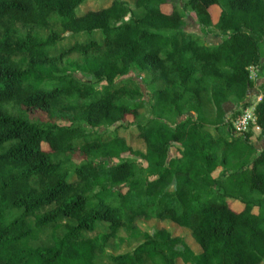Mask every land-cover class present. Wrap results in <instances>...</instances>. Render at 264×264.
<instances>
[{"label":"trees","instance_id":"16d2710c","mask_svg":"<svg viewBox=\"0 0 264 264\" xmlns=\"http://www.w3.org/2000/svg\"><path fill=\"white\" fill-rule=\"evenodd\" d=\"M85 1L0 0V264H264V0Z\"/></svg>","mask_w":264,"mask_h":264},{"label":"rangeland","instance_id":"374dc122","mask_svg":"<svg viewBox=\"0 0 264 264\" xmlns=\"http://www.w3.org/2000/svg\"><path fill=\"white\" fill-rule=\"evenodd\" d=\"M111 1L112 0H87L77 8V13H83V12H86L88 10H98L100 8L108 6ZM120 1L127 3V5L132 7V8L134 7V0H120ZM184 2H185V0H170V2L164 7V10H165V12L169 13L174 9V7L181 8L183 6ZM217 12H218V9L217 10L213 9V14H216ZM185 22H186L185 31H187L189 33H196L205 42L211 43V41H212L214 43H217L218 41H220L219 38H216V37L213 38L214 36L204 35L201 31L200 26L194 20V18L192 17L190 12H186ZM68 42H69V40L65 39L64 44H67ZM251 71H252V73H251L252 78H255V80L258 79L259 77L256 75L257 73L255 74L253 68H251ZM130 75L132 77H134L142 85V79H140V78L138 79L134 73H131ZM76 77L82 78L78 72L76 73ZM143 91H144L146 96L149 95L148 90L143 89ZM257 95H258L257 90L251 91V94H249L248 101H251V105H254L258 102V98L260 96L257 97ZM225 106H226V108H231V112H233V113H237L240 110V108L239 109L236 108V106L233 105L232 103H229L228 105L226 104ZM149 110H150V108L148 105L147 107H145L141 111L143 116H144L143 121L147 120L149 117H151ZM87 130H90V128L87 127ZM115 130L119 131V133L124 138H126L128 143L133 148L140 150L144 147V143L137 136L138 135L137 124L131 117L128 119V122L126 124H117L115 126H110L108 128L103 129L104 132H113ZM252 132H254V131H252ZM260 132L261 131H255V134L256 133L260 134ZM256 142H257L256 145L258 147L262 146V144L260 143L261 142L260 138L256 137ZM125 157H129V156L126 155ZM230 205L237 211H241L244 207V205L239 200H235V199L230 201ZM254 213L255 214L260 213L264 217V204L261 206H255ZM156 221L157 222L159 221V224L163 223L164 226L167 224V222H169V221L161 222L160 220H156ZM139 226H140V228H142L143 230H147L148 232H153L156 230V227L154 225H152V222H149V221H142V222H140ZM122 235L125 236V233ZM136 246H137V244L130 246L127 243H125L124 245H122L118 249L108 248L107 252L109 254H113V255L125 254L128 252H131Z\"/></svg>","mask_w":264,"mask_h":264},{"label":"built area","instance_id":"2783aa9c","mask_svg":"<svg viewBox=\"0 0 264 264\" xmlns=\"http://www.w3.org/2000/svg\"><path fill=\"white\" fill-rule=\"evenodd\" d=\"M261 100H262V97L260 96L256 104L250 105L246 109L242 110L241 114H239L237 118L232 121L236 136L248 133L250 130L254 132L261 131V128L257 125V116L255 114L256 105Z\"/></svg>","mask_w":264,"mask_h":264},{"label":"crops","instance_id":"0c3cea01","mask_svg":"<svg viewBox=\"0 0 264 264\" xmlns=\"http://www.w3.org/2000/svg\"><path fill=\"white\" fill-rule=\"evenodd\" d=\"M213 38H215V37H213ZM217 38V37H216ZM219 40L220 41H218L217 43H214V42H212L211 41V43L210 44H213V45H217V44H219V43H221V39L219 38ZM263 83V80H257V83H256V85H255V88L254 89H251L250 91H249V93H248V96H249V94H251V91H254V90H257V93H258V95H260V91H259V86L261 85ZM229 103H227V105H228ZM225 108V110L227 111V112H231V108H226V106L224 107ZM255 133V132H254ZM258 133H256L255 134V140H253L254 142H252V144L259 150V151H261L262 149H264V140H262L261 139V144H262V146L261 147H258L257 145H256V137H258L259 136V134L257 135ZM221 171V169H219L215 174H214V177H217V175H219V172Z\"/></svg>","mask_w":264,"mask_h":264}]
</instances>
